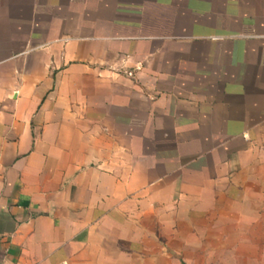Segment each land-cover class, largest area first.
Segmentation results:
<instances>
[{
	"label": "crops",
	"instance_id": "crops-1",
	"mask_svg": "<svg viewBox=\"0 0 264 264\" xmlns=\"http://www.w3.org/2000/svg\"><path fill=\"white\" fill-rule=\"evenodd\" d=\"M124 1L0 60V264H264V0Z\"/></svg>",
	"mask_w": 264,
	"mask_h": 264
},
{
	"label": "rangeland",
	"instance_id": "rangeland-1",
	"mask_svg": "<svg viewBox=\"0 0 264 264\" xmlns=\"http://www.w3.org/2000/svg\"><path fill=\"white\" fill-rule=\"evenodd\" d=\"M121 3L126 2L84 0L80 8L79 0H0V60L28 56L25 51L47 38L52 30L61 34L77 33L81 26L87 31L97 27L103 33H122L130 28L159 31L173 27L170 21L175 19L169 20V23L159 19H111L112 14H126V6ZM78 11L85 12L87 18L73 19ZM95 15L103 16V19H94ZM26 38H30L27 43ZM58 38L66 36L59 35ZM262 234L264 237V229Z\"/></svg>",
	"mask_w": 264,
	"mask_h": 264
}]
</instances>
